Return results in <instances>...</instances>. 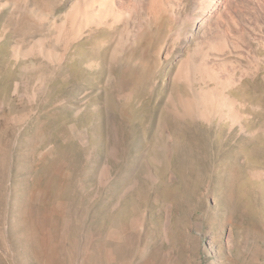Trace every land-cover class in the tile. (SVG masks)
Masks as SVG:
<instances>
[{"label":"rangeland","instance_id":"374dc122","mask_svg":"<svg viewBox=\"0 0 264 264\" xmlns=\"http://www.w3.org/2000/svg\"><path fill=\"white\" fill-rule=\"evenodd\" d=\"M170 1L0 0V264H264V22Z\"/></svg>","mask_w":264,"mask_h":264},{"label":"bare ground","instance_id":"6f19581e","mask_svg":"<svg viewBox=\"0 0 264 264\" xmlns=\"http://www.w3.org/2000/svg\"><path fill=\"white\" fill-rule=\"evenodd\" d=\"M170 2V0H102L97 13L101 17L110 16L113 24L121 26L131 19L135 4L147 5L150 11L148 18H157L161 10L171 4ZM195 2L196 12L199 13L198 17L201 20L200 35L196 37L206 43V46L200 47L201 44L197 43V48L190 57L193 64L201 63L210 49L221 46L226 40L227 32L234 30L237 22L242 29L245 28L243 22L250 25L264 22V0H195Z\"/></svg>","mask_w":264,"mask_h":264}]
</instances>
